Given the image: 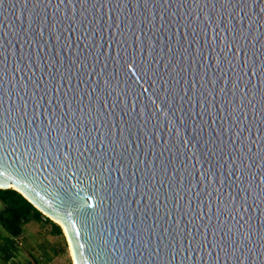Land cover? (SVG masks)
Segmentation results:
<instances>
[{"label":"water","instance_id":"95a60500","mask_svg":"<svg viewBox=\"0 0 264 264\" xmlns=\"http://www.w3.org/2000/svg\"><path fill=\"white\" fill-rule=\"evenodd\" d=\"M0 188L77 264H264V0H0Z\"/></svg>","mask_w":264,"mask_h":264},{"label":"trees","instance_id":"16d2710c","mask_svg":"<svg viewBox=\"0 0 264 264\" xmlns=\"http://www.w3.org/2000/svg\"><path fill=\"white\" fill-rule=\"evenodd\" d=\"M0 202V262L8 263L16 257L22 258V254L26 257L31 255L32 247L22 249V235L25 226L32 222L42 225L47 236L57 239L51 249L54 255L60 253L61 245L66 244L60 224L43 214L14 188H0ZM36 261L38 264L39 261Z\"/></svg>","mask_w":264,"mask_h":264},{"label":"rangeland","instance_id":"374dc122","mask_svg":"<svg viewBox=\"0 0 264 264\" xmlns=\"http://www.w3.org/2000/svg\"><path fill=\"white\" fill-rule=\"evenodd\" d=\"M1 206L2 204L0 202V208ZM0 229H2L1 226ZM22 240V249H31L32 247V256L30 255L26 257L22 254V258L16 257L8 263L0 262V264H37L36 259L39 261L38 264H74L73 259L70 256L69 243L66 235V244L61 245V250L58 255H54V252L51 249L52 245H55L53 243H55L57 239L47 236L46 230L42 225L33 222L26 225ZM27 245L30 247H27ZM50 254L53 255V257H51Z\"/></svg>","mask_w":264,"mask_h":264},{"label":"bare ground","instance_id":"6f19581e","mask_svg":"<svg viewBox=\"0 0 264 264\" xmlns=\"http://www.w3.org/2000/svg\"><path fill=\"white\" fill-rule=\"evenodd\" d=\"M12 187H15L14 185H11ZM59 223H61L60 221H58ZM61 225H62V227H63V230H64V233L66 234V237H67V241H68V243H69V251H70V256L72 257V259H73V263L74 264H77V262H76V260H75V258H74V254H73V250H72V247H71V243H70V240H69V238H68V234H67V231H66V228H65V226L61 223Z\"/></svg>","mask_w":264,"mask_h":264}]
</instances>
